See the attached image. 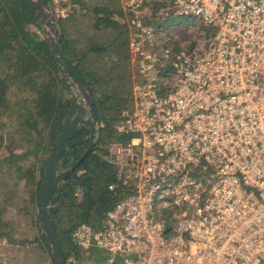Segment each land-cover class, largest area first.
I'll list each match as a JSON object with an SVG mask.
<instances>
[{
    "label": "built area",
    "instance_id": "built-area-1",
    "mask_svg": "<svg viewBox=\"0 0 264 264\" xmlns=\"http://www.w3.org/2000/svg\"><path fill=\"white\" fill-rule=\"evenodd\" d=\"M122 8L136 9V73L133 104L115 125L128 137L107 145L109 190L121 192L98 224L74 229L66 263L96 246L120 264H264V0ZM176 16L193 23L179 30L166 22ZM182 31L214 35L201 55Z\"/></svg>",
    "mask_w": 264,
    "mask_h": 264
},
{
    "label": "trees",
    "instance_id": "trees-1",
    "mask_svg": "<svg viewBox=\"0 0 264 264\" xmlns=\"http://www.w3.org/2000/svg\"><path fill=\"white\" fill-rule=\"evenodd\" d=\"M72 1L74 5H80L82 11V7L85 8L86 5L93 7L94 32H89L91 25L84 28L81 23L82 16H86L87 12L81 16V10L72 6L68 16L56 17L53 1L48 0V3L63 50L87 81L93 97L97 125L93 138L89 126H78L59 162L58 170L67 171L73 168L93 145L79 166L61 181L51 197L50 211L55 236L65 260L74 250V229L83 222L98 224L105 212L119 198V184L115 191L109 190L110 184L117 183V173L114 165L108 160L107 145L113 141L127 139L128 135L117 133L115 125L120 120L122 111L131 108L133 104L132 81L129 83L128 92L124 94L117 88L109 91L113 83L108 73L104 76L100 74L102 62L98 61L97 65L90 59V54L101 53L114 44V39L118 41L121 35L129 33L128 27L122 28L116 19V15H123L122 5L119 0ZM35 14L34 0H0V147L7 149L5 155L0 156V168L10 163L9 172L17 174V180L25 178L27 182L35 184L32 195L34 199L31 200L33 202L38 198L49 156L63 132L73 103L72 89L66 83L67 79L44 36L36 30ZM37 24L39 27L43 26L40 16L37 18ZM103 24L110 30H102L100 26ZM107 36L114 38H105ZM104 39L106 42L110 41L106 46L101 44ZM127 39L128 37L124 46ZM87 60L93 63L94 69L87 67ZM96 83L111 84L103 90H98ZM11 118L15 119L16 123L11 130L6 131L8 119ZM101 123L104 126H100ZM18 133L19 137L23 138L22 142L25 140V144L21 145V152L15 150V145L11 142L3 146L7 139L12 140ZM41 152L43 156H40ZM26 157H33L32 168L28 166L31 161H21ZM78 188L83 191L81 200L75 196ZM10 220L12 218L8 216L3 218V221ZM40 238L52 264H56L42 228Z\"/></svg>",
    "mask_w": 264,
    "mask_h": 264
},
{
    "label": "rangeland",
    "instance_id": "rangeland-1",
    "mask_svg": "<svg viewBox=\"0 0 264 264\" xmlns=\"http://www.w3.org/2000/svg\"><path fill=\"white\" fill-rule=\"evenodd\" d=\"M52 1L53 11L55 12L56 17L68 16V13L70 12L72 6H75L78 8V10H81L80 5H74L72 0ZM89 1L92 2L91 0ZM119 2L122 5V0H119ZM153 6H151L150 8L152 9ZM85 8L82 7L83 11L81 10L80 13V15L82 16V13L85 14L87 12L86 16H82L81 23L84 28H87L89 25H91V29H89V32H94V29H92L95 24L93 7L91 6L89 8L88 5H86ZM141 9L142 7L139 8V10ZM135 12L136 9L123 8V15H120L119 17L116 15V19L119 21V23H121V27H128V29L130 30L129 33L125 32L126 34H124L123 36L121 35L119 37L120 40L118 41L116 39L113 40V36L105 37L113 40L114 44L109 46L101 53L90 54V59L94 61V64H97L98 61L102 62L100 74L102 76H104L105 73L109 74V77L112 81L111 83H113V86L109 89V91L117 88V90H119V92H122V94L128 92L129 83L133 80V77L136 73V67L133 65L130 55L131 33L134 27L133 21L136 18ZM166 22L168 24L172 23L174 25H177L178 29L181 30L182 25L180 23H183L184 27H188L193 23V20L185 16H176L174 19H166ZM100 27L102 30H110L104 24ZM84 28L82 30H84ZM115 29H117V27ZM184 33L185 32L183 31L180 32L181 36H185V46L187 48H191L197 45L199 48V54L201 55H203L206 49V45L210 44L214 35V32L208 31L205 35V38L201 39L198 34H193L189 31L186 32V34ZM126 37H128L127 44L124 46ZM103 41H101L103 42L101 44L104 46H106V44L108 45L110 42H106L105 39ZM89 42L90 40L88 39V43ZM128 54L130 58H128ZM86 62V65L90 70L94 69L95 66L91 61L87 60ZM129 75H131V77ZM111 83H104L103 85L96 83V86L98 90H103L107 85ZM71 89L72 92H78L76 88L71 87ZM15 123V119H8V126L6 127V131L11 130ZM19 135L20 133L16 134L12 138V140L11 138L7 139L3 146L9 145L11 142L12 145H15V150L17 149V151L21 152V150H23L21 145L25 144V140H23L22 142L23 138L19 137ZM6 152V148L0 147V156H2V154L5 155ZM40 156H43L42 152L40 153ZM21 161L24 163H28L31 161L28 166H33L32 161H34V159L33 157H26L21 159ZM8 164H4V166L0 168V257H4L14 264H52L47 250L41 243V228L38 224V218L36 219L37 199L36 202L31 201L34 199L32 198V195L35 191V184L27 182L25 178L17 180V174H11L9 172V168L11 165L10 163ZM29 203L31 204L29 205ZM5 216L11 217L12 220L3 221V218L5 219ZM72 245L74 247V243ZM77 255L79 258L78 264H120L119 257H113V254L111 252L100 249L96 246L87 251H78Z\"/></svg>",
    "mask_w": 264,
    "mask_h": 264
},
{
    "label": "water",
    "instance_id": "water-1",
    "mask_svg": "<svg viewBox=\"0 0 264 264\" xmlns=\"http://www.w3.org/2000/svg\"><path fill=\"white\" fill-rule=\"evenodd\" d=\"M34 5L36 9L34 17L36 30L44 36L50 47L52 55L63 72L64 77L67 79L66 83L70 87L78 90L77 93L72 92L73 103L64 124L63 132L49 156L48 164L45 169L44 178L37 198L38 222L43 230V234L45 235L46 243L50 246V251L54 261L56 264H67L57 244L55 236L54 222L50 211L51 197L61 181H63L66 176L71 174L79 166L82 159L93 147V145L90 146L82 159H80L73 168L60 172L58 170L59 162L62 154L69 144L73 132L78 126L86 125L91 128L93 138L94 130L97 125V115L93 105V97L87 81L80 73L75 63L63 50L61 38L48 0H34ZM38 16L42 19V27H39L37 24Z\"/></svg>",
    "mask_w": 264,
    "mask_h": 264
}]
</instances>
